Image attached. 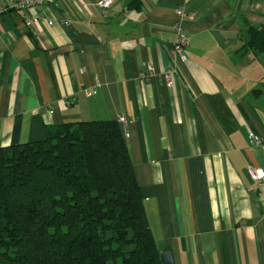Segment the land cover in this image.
Instances as JSON below:
<instances>
[{"label":"crops","instance_id":"obj_1","mask_svg":"<svg viewBox=\"0 0 264 264\" xmlns=\"http://www.w3.org/2000/svg\"><path fill=\"white\" fill-rule=\"evenodd\" d=\"M0 0V147L117 119L159 251L174 264H264V57L242 53L264 0ZM187 60L173 58L176 9ZM39 17L25 26V16ZM52 20V24H48ZM176 67L172 84L145 74ZM86 92H90L87 94ZM249 133L262 140L255 145Z\"/></svg>","mask_w":264,"mask_h":264},{"label":"trees","instance_id":"obj_2","mask_svg":"<svg viewBox=\"0 0 264 264\" xmlns=\"http://www.w3.org/2000/svg\"><path fill=\"white\" fill-rule=\"evenodd\" d=\"M240 50L264 57V23L247 24ZM0 264H161L116 119L0 147Z\"/></svg>","mask_w":264,"mask_h":264},{"label":"built area","instance_id":"obj_3","mask_svg":"<svg viewBox=\"0 0 264 264\" xmlns=\"http://www.w3.org/2000/svg\"><path fill=\"white\" fill-rule=\"evenodd\" d=\"M44 1H54V0H17L13 4V8L20 12H25L28 9L40 5ZM113 0H97L93 2V5L96 6L99 12L102 15L106 14L108 8L111 7ZM187 11L184 7H179L176 9V20L173 23V29L175 31V40L172 45V55L173 58L178 61L180 64H184L187 60V52L186 49L189 45V36L187 34L186 28L184 26L183 18L187 15ZM25 26L29 27L39 21V17L37 15L34 16H25L24 19ZM48 24H52V20L47 21ZM176 67H170L164 72L157 71L153 66L147 65L144 68L145 74H153L157 77V79L165 81L168 85L172 84V74L175 73ZM89 94L90 92H86ZM117 121L120 125H125L128 121L127 117L124 115H120L117 117ZM127 132H123V136H127ZM249 139L253 144L259 145L262 140L256 134L249 133ZM247 175L257 183H261L264 181V171L262 168L247 166L246 168Z\"/></svg>","mask_w":264,"mask_h":264},{"label":"water","instance_id":"obj_4","mask_svg":"<svg viewBox=\"0 0 264 264\" xmlns=\"http://www.w3.org/2000/svg\"><path fill=\"white\" fill-rule=\"evenodd\" d=\"M161 264H174V258L171 251L164 250L160 252Z\"/></svg>","mask_w":264,"mask_h":264},{"label":"rangeland","instance_id":"obj_5","mask_svg":"<svg viewBox=\"0 0 264 264\" xmlns=\"http://www.w3.org/2000/svg\"><path fill=\"white\" fill-rule=\"evenodd\" d=\"M117 120V119H116Z\"/></svg>","mask_w":264,"mask_h":264}]
</instances>
